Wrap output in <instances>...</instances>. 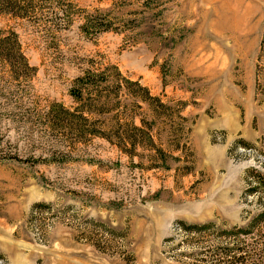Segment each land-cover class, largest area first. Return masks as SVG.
Instances as JSON below:
<instances>
[{"label": "rangeland", "instance_id": "374dc122", "mask_svg": "<svg viewBox=\"0 0 264 264\" xmlns=\"http://www.w3.org/2000/svg\"><path fill=\"white\" fill-rule=\"evenodd\" d=\"M8 1L0 264H210L216 233L184 227L260 205L264 0ZM114 65L151 98L125 81L75 101L78 76Z\"/></svg>", "mask_w": 264, "mask_h": 264}, {"label": "trees", "instance_id": "16d2710c", "mask_svg": "<svg viewBox=\"0 0 264 264\" xmlns=\"http://www.w3.org/2000/svg\"><path fill=\"white\" fill-rule=\"evenodd\" d=\"M8 2H11L8 1ZM11 4V3H9ZM19 57L25 59L22 52L19 51ZM114 73H109V67L100 70L87 69L84 73L78 76L70 92L75 101H82L84 96L88 94L93 101L106 99L112 91L116 96L121 95L124 89L123 82H129L131 85L139 86L148 98H151V93L148 87L143 86L139 81H131L123 76V73L118 66H112ZM113 76V77H112ZM112 77V78H110ZM115 79V80H112ZM110 82H115L112 85ZM142 96L143 100L148 98ZM155 99L159 100L158 97ZM105 104V102H103ZM120 105V101L117 103ZM83 117L85 114L93 113L92 108L83 109L81 111ZM134 129H141L136 124L131 123ZM257 174L258 178L250 180L251 186L246 190V198L255 196L260 205H255L254 208L246 207V222L245 224H235L232 226H218L215 221L206 223H191L184 227L190 235L197 237L203 235L215 234V238L219 239V244L206 245L203 250V260H207L210 264H264V175ZM256 183V185H255ZM254 209L256 211L254 212ZM185 224V223H184Z\"/></svg>", "mask_w": 264, "mask_h": 264}]
</instances>
